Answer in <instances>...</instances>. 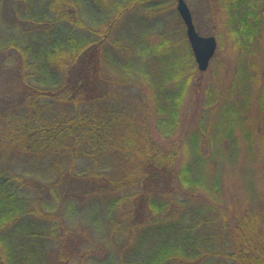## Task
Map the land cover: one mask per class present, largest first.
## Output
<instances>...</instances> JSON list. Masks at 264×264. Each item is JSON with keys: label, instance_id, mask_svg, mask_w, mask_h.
<instances>
[{"label": "trees", "instance_id": "obj_1", "mask_svg": "<svg viewBox=\"0 0 264 264\" xmlns=\"http://www.w3.org/2000/svg\"><path fill=\"white\" fill-rule=\"evenodd\" d=\"M175 1L0 0V264H45L49 248L56 264L113 251L121 264H264V189L257 207L223 213L204 128L182 125L202 80L184 23L185 43L177 29L150 32ZM220 8L234 47L255 55L264 0ZM136 18L143 33L127 38ZM237 118L230 109L220 121L228 136L243 130ZM75 201L110 216L82 221L108 229L110 244L68 222Z\"/></svg>", "mask_w": 264, "mask_h": 264}, {"label": "rangeland", "instance_id": "obj_2", "mask_svg": "<svg viewBox=\"0 0 264 264\" xmlns=\"http://www.w3.org/2000/svg\"><path fill=\"white\" fill-rule=\"evenodd\" d=\"M162 1L169 5L176 2L175 0ZM186 2L199 34L216 37L218 47L208 70L205 72L198 70L202 73L200 91L188 90L186 94L182 108V125L184 129L196 128L200 124L204 128L206 142L201 147L209 152L214 160L212 181L218 185L213 194V201L216 202L217 208L227 215L231 214V210L240 213L245 207L260 205L261 193L264 189V169H262L264 138L259 133L261 129L255 127V124L259 122L263 123L264 127V94L262 96L260 91L263 85L255 86L250 75L252 63L264 68V37L262 41L257 42V47L249 50L255 55H249L246 48H235L230 40V27L226 25L225 12L220 8L221 0H186ZM177 13L172 10L168 12V17L159 16L157 21H154L150 32L161 34L167 30L177 29L179 35L177 42L185 43L183 42L185 37L181 17ZM135 25L137 27V18ZM136 27L132 24L129 33H124V36L136 39L139 34L143 33L141 32L143 27ZM248 60H250V66ZM252 66L255 67L253 64ZM262 79L264 81V77ZM145 87L149 99L151 92L147 84ZM149 87L152 86L149 84ZM211 93L213 98L214 93L220 94L219 102L213 109L210 105ZM258 97L261 98V102ZM152 102H154L153 98ZM230 109L236 110L238 114L236 122L240 121L243 124L239 127L243 126V130H235L228 136L224 133L225 128H221L220 121L227 118ZM244 130H247L246 133L253 139L249 146L245 145L247 139L244 137ZM74 203L77 208L73 206V209L77 212L67 215L68 222L73 221L74 227L81 224L91 228V232L95 235L94 244L101 241H108L110 244L112 241L107 239L108 229L100 237L96 227L93 228L86 224L87 222H82L87 219L103 221L109 219L110 216L95 210L96 204L89 201H75ZM66 204L68 202L61 201L56 203V206L62 209ZM96 256H90L89 264H121L117 251L108 252L106 256L95 259ZM44 260L45 264H56L54 248H49V253L44 256Z\"/></svg>", "mask_w": 264, "mask_h": 264}, {"label": "water", "instance_id": "obj_3", "mask_svg": "<svg viewBox=\"0 0 264 264\" xmlns=\"http://www.w3.org/2000/svg\"><path fill=\"white\" fill-rule=\"evenodd\" d=\"M177 11L185 25L186 36L198 70L205 72L208 70L217 52V39L214 36H203L199 34L186 0H177Z\"/></svg>", "mask_w": 264, "mask_h": 264}]
</instances>
